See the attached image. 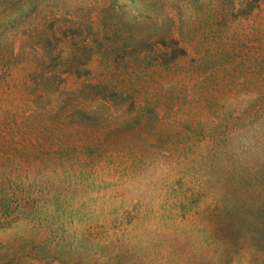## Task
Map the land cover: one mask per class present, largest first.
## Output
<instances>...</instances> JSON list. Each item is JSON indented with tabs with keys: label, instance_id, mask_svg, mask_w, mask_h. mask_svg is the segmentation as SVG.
I'll return each mask as SVG.
<instances>
[{
	"label": "rangeland",
	"instance_id": "obj_1",
	"mask_svg": "<svg viewBox=\"0 0 264 264\" xmlns=\"http://www.w3.org/2000/svg\"><path fill=\"white\" fill-rule=\"evenodd\" d=\"M0 264H264V0H0Z\"/></svg>",
	"mask_w": 264,
	"mask_h": 264
},
{
	"label": "trees",
	"instance_id": "obj_2",
	"mask_svg": "<svg viewBox=\"0 0 264 264\" xmlns=\"http://www.w3.org/2000/svg\"><path fill=\"white\" fill-rule=\"evenodd\" d=\"M16 206H13L11 201L8 199L0 200V225L11 224V215L14 213V209Z\"/></svg>",
	"mask_w": 264,
	"mask_h": 264
}]
</instances>
